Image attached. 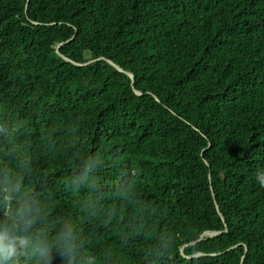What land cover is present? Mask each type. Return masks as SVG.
Wrapping results in <instances>:
<instances>
[{"label":"trees","instance_id":"16d2710c","mask_svg":"<svg viewBox=\"0 0 264 264\" xmlns=\"http://www.w3.org/2000/svg\"><path fill=\"white\" fill-rule=\"evenodd\" d=\"M261 168L264 0H0L19 264H264Z\"/></svg>","mask_w":264,"mask_h":264},{"label":"clouds","instance_id":"9594fccd","mask_svg":"<svg viewBox=\"0 0 264 264\" xmlns=\"http://www.w3.org/2000/svg\"><path fill=\"white\" fill-rule=\"evenodd\" d=\"M256 181L264 186V168L257 169L255 173ZM14 190H19L18 184H13ZM30 213V209L22 207L18 215L23 217ZM27 223H24V227H27ZM41 243L33 242L27 237L20 236L15 230L5 229L0 231V264H19V257L24 253L22 249H31L32 254H36L40 251Z\"/></svg>","mask_w":264,"mask_h":264},{"label":"water","instance_id":"95a60500","mask_svg":"<svg viewBox=\"0 0 264 264\" xmlns=\"http://www.w3.org/2000/svg\"><path fill=\"white\" fill-rule=\"evenodd\" d=\"M27 6H28V2H27V5H26V8H27ZM113 67H115L118 71H120V72H123V73H125L128 77H130L131 78V80H132V84H133V82H134V77H133V74L132 73H130V72H127V71H124L120 66H118V65H116L115 63H113V62H109ZM214 196V195H213ZM215 206H216V209L219 211V206H218V204H217V202L215 201ZM222 232L221 231H207V232H205V233H203L201 236H200V238L198 239V241L199 240H201V239H203V237L205 236V235H209V236H217V235H220ZM197 255H199V254H196V255H194V256H197ZM193 256V257H194ZM192 257V256H191Z\"/></svg>","mask_w":264,"mask_h":264}]
</instances>
